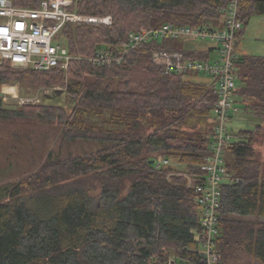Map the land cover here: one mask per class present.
I'll return each mask as SVG.
<instances>
[{
	"label": "trees",
	"instance_id": "1",
	"mask_svg": "<svg viewBox=\"0 0 264 264\" xmlns=\"http://www.w3.org/2000/svg\"><path fill=\"white\" fill-rule=\"evenodd\" d=\"M11 1L37 8L42 0ZM75 1L72 11L112 16L113 24H67L59 41L73 58L68 69L0 65V88L58 87L65 95L62 104L38 105L0 96V137L7 127L17 132L12 143L0 140V264H203L197 192L188 181L205 180L218 96L208 80L167 73L152 58L180 51L209 60L213 48L164 39L130 51L122 64L88 59L123 55L132 31L221 21L230 0ZM240 13L247 23L264 13V0L242 2ZM236 68L243 73L234 103L264 117V57L239 54ZM261 128L241 131L226 151L218 264H264V163L255 149ZM45 140L51 147L42 144L37 155L36 142Z\"/></svg>",
	"mask_w": 264,
	"mask_h": 264
},
{
	"label": "built area",
	"instance_id": "2",
	"mask_svg": "<svg viewBox=\"0 0 264 264\" xmlns=\"http://www.w3.org/2000/svg\"><path fill=\"white\" fill-rule=\"evenodd\" d=\"M253 0H230L223 10L221 21L200 26H178L167 23L158 28H143L131 32L123 55L98 52L89 62L94 66L122 64L128 53L137 47L164 39L195 41L210 40L216 46L211 59L202 60L186 56L180 51H155L153 62L167 73L177 75H205L209 87L217 94L214 108L215 121L211 153L201 169L205 180L188 187L196 192V206L202 224L201 243L197 253L203 264H218L220 255L216 250L218 235V210L221 188L227 179L226 151L233 141L229 131L232 112L238 108L234 103L236 90V63L239 58L238 40L243 32L241 3ZM75 0H42L37 8L17 7L11 0H0V65L9 63L15 68H32L49 71L55 67L68 69L72 56L59 41V35L67 24H94L111 26L112 16L87 17L72 11ZM30 101V100H29Z\"/></svg>",
	"mask_w": 264,
	"mask_h": 264
},
{
	"label": "rangeland",
	"instance_id": "3",
	"mask_svg": "<svg viewBox=\"0 0 264 264\" xmlns=\"http://www.w3.org/2000/svg\"><path fill=\"white\" fill-rule=\"evenodd\" d=\"M181 43L182 45L191 48V50L199 51H206L207 49L216 46L210 40L181 41ZM237 49L238 53L242 57H264V13L254 14L250 17L247 23H244L243 32L238 40ZM234 73L236 76V85L238 88H241V75L243 73V70L236 68ZM188 77L198 81H210V79L205 75H190ZM53 90L59 91L60 88H25L22 91L20 86L18 84L16 85V83H5L0 88V94H3L2 97L5 98L6 102L18 103L19 105H38L41 103L62 104L65 101V95L61 93H55ZM235 106L238 108V111L232 112V119L229 125V131L233 136V141L239 140V133L241 131H255L257 130L258 126H261V130L257 132L255 149L259 154L260 160L264 163V117L256 116L252 112H246L243 104H241L240 102L236 103ZM13 131L14 133H17L15 131V128H5V130L3 131V136L0 137V140L4 139L5 142L12 143L13 140L10 135L12 136ZM20 135L25 136L24 133H20ZM22 142H25L27 145L31 144H28V142H26V140L24 139L22 140ZM42 142L43 141L36 142L37 155L43 154L41 147L44 146L42 144L51 147V144L46 140L44 141V143ZM18 151H22V154H24L25 148L18 145ZM227 159L229 162L230 160H232V157L227 155ZM19 160L21 165H27V162H25L24 158Z\"/></svg>",
	"mask_w": 264,
	"mask_h": 264
},
{
	"label": "water",
	"instance_id": "4",
	"mask_svg": "<svg viewBox=\"0 0 264 264\" xmlns=\"http://www.w3.org/2000/svg\"><path fill=\"white\" fill-rule=\"evenodd\" d=\"M0 96L2 97L3 96V94H0ZM153 163V162H152Z\"/></svg>",
	"mask_w": 264,
	"mask_h": 264
},
{
	"label": "crops",
	"instance_id": "5",
	"mask_svg": "<svg viewBox=\"0 0 264 264\" xmlns=\"http://www.w3.org/2000/svg\"><path fill=\"white\" fill-rule=\"evenodd\" d=\"M17 85V84H16ZM19 88V87H18ZM18 90H20V89H18ZM20 92V91H19ZM16 97V96H15Z\"/></svg>",
	"mask_w": 264,
	"mask_h": 264
},
{
	"label": "bare ground",
	"instance_id": "6",
	"mask_svg": "<svg viewBox=\"0 0 264 264\" xmlns=\"http://www.w3.org/2000/svg\"><path fill=\"white\" fill-rule=\"evenodd\" d=\"M139 31V30H138ZM132 32H135V31H132Z\"/></svg>",
	"mask_w": 264,
	"mask_h": 264
}]
</instances>
